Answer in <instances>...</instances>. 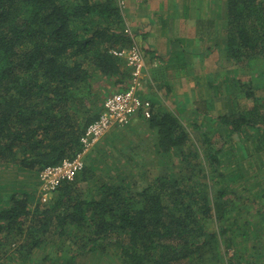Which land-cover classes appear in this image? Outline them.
<instances>
[{"label": "trees", "instance_id": "16d2710c", "mask_svg": "<svg viewBox=\"0 0 264 264\" xmlns=\"http://www.w3.org/2000/svg\"><path fill=\"white\" fill-rule=\"evenodd\" d=\"M224 16L228 67L264 57V0H225ZM124 28L117 0H0V164L38 175L81 150L108 91L128 85L130 67L110 52L131 43ZM234 78L244 102L208 115L198 145L176 113L151 104L155 155L136 181L115 160L116 174L86 165L33 208L29 191L8 190L0 264H75L107 247L121 264H244L246 198L264 196V79ZM90 179L84 194L77 182Z\"/></svg>", "mask_w": 264, "mask_h": 264}, {"label": "crops", "instance_id": "0c3cea01", "mask_svg": "<svg viewBox=\"0 0 264 264\" xmlns=\"http://www.w3.org/2000/svg\"><path fill=\"white\" fill-rule=\"evenodd\" d=\"M214 2L124 1V21L139 44L146 64L139 94L150 99L156 107L167 108L164 103L167 98L171 102H168L169 105L181 108L180 113L185 109L189 117L199 115L198 107L208 115L229 110L230 101L219 105L215 99V104L212 101L211 106L204 103L208 99L207 87L213 85V75L218 72L222 49L217 39L218 18L213 17V7L217 9ZM173 60L177 65L171 63ZM112 91L110 89L108 93ZM210 93L214 94L213 90ZM145 118L141 113L134 115L126 128H148ZM122 127L113 126L104 135H111ZM81 184L85 187L88 182H77L78 189L86 194ZM246 203L248 208L242 221L243 227L248 230L249 240L243 241L242 260L244 264H264V196L246 198Z\"/></svg>", "mask_w": 264, "mask_h": 264}, {"label": "rangeland", "instance_id": "374dc122", "mask_svg": "<svg viewBox=\"0 0 264 264\" xmlns=\"http://www.w3.org/2000/svg\"><path fill=\"white\" fill-rule=\"evenodd\" d=\"M124 1L123 4L120 5L119 1L117 0V3L120 5L122 9V13L124 10ZM176 2L174 1V4ZM214 4L217 6V9L213 7V17L218 18V31H217V39L218 43L220 45L222 44V39L225 35V16H224V6H225V0H215ZM177 5V4H176ZM180 6V5H179ZM215 9V10H214ZM179 16H181L180 13H178ZM185 15V14H184ZM159 16H157L158 18ZM185 17V16H184ZM216 21V20H214ZM125 26L127 24L125 23ZM213 30L216 31V29L213 27ZM214 31V32H215ZM222 47V46H220ZM221 57L219 59V68L217 74L213 75L212 82L213 85H209L207 87L208 91V99L204 101V103L208 104L209 106L215 104V99L219 105H222V103H225V101L230 100H237L240 104L244 102L243 96H241V92L239 87L236 85V80L234 77H237L238 79L243 78L246 79L249 76H252L255 83H259L261 80L264 79V57L257 59L254 63H246L245 65H241L239 67H228V63L224 57H222L223 53H221ZM255 60V59H254ZM173 62V63H172ZM181 62V61H180ZM179 62V63H180ZM173 65H177L176 61H171ZM252 71V72H251ZM180 72V71H179ZM234 75V76H233ZM261 81L260 83H262ZM143 87V85H142ZM213 90L214 94H211L210 92ZM206 97V96H204ZM216 97V98H215ZM165 106H168L167 108H170L174 113L180 116L183 123L188 128V131L190 133V139L195 144L198 145L200 134L198 133L199 130L204 129V127L208 124H211L209 121L208 114H205V111L201 108H196L197 113L199 115H192L189 117L185 109H183L184 112L180 113L179 109L172 105H169L171 103L168 101L167 98L164 99ZM169 102V103H168ZM231 102V101H230ZM173 104V102H172ZM202 113V114H201ZM201 114V115H200ZM184 115L186 117H184ZM215 123V122H214ZM195 124H197L196 127ZM217 126V125H216ZM127 126H123L116 132V134H109V135H103L92 147V149L88 152L85 158V164L84 166L88 165L93 168L94 174L99 175L102 177L101 179H106L109 170H112V167H114L113 163L120 160L121 164L119 165V169L123 164H129V166H132V171L134 170V177L132 178V181H136L140 178V172L142 171V164L146 165H152L151 159L154 158L155 152L154 147L152 146V140H153V132L152 130L144 127H141L138 129V126H135L133 128L132 126L128 129ZM219 136L217 135V138ZM219 139H221L219 137ZM192 148V146H191ZM129 158H131L130 161ZM127 160V161H126ZM129 161V162H128ZM135 162V163H134ZM144 164V165H145ZM2 164H0L1 166ZM3 166V165H2ZM83 169V168H82ZM115 169V174L117 172V169ZM92 172V171H91ZM94 179H90L87 186H83L81 184V188H83V191H86L90 193H94L93 185H94ZM13 189L18 192L19 195H21L22 191H29L31 193L30 196V207H34L37 202L41 203V200L38 198V178L37 174L35 172L31 171H24L20 169L19 167H16L15 165H7L0 167V203L5 199V193ZM88 191V192H87ZM1 204H5L4 202ZM11 245H13L11 243ZM9 244H6V247L13 249L15 247L14 245L11 246ZM67 247V246H65ZM105 250V251H104ZM104 250H102L99 253H87L85 255H81L78 257L75 264H121L119 261V255L118 251H115L113 247H107ZM117 250V249H116ZM45 254V251L37 250L35 253L37 256H42ZM59 260L62 261V263L67 262V251H62L59 254Z\"/></svg>", "mask_w": 264, "mask_h": 264}, {"label": "built area", "instance_id": "2783aa9c", "mask_svg": "<svg viewBox=\"0 0 264 264\" xmlns=\"http://www.w3.org/2000/svg\"><path fill=\"white\" fill-rule=\"evenodd\" d=\"M118 1L120 5L123 4V0ZM124 32L131 43L127 46L112 48L110 52L123 57L130 67L128 85L123 90L112 91L106 95L98 117L87 125L80 137L82 144L80 151L73 157H65L60 162L45 165L39 170L38 198L41 202L49 201L63 181H71L75 178L84 167L88 152L111 127L130 124L133 116L138 113L146 118L150 116L152 102L139 94L146 69L144 54L128 26H125Z\"/></svg>", "mask_w": 264, "mask_h": 264}]
</instances>
